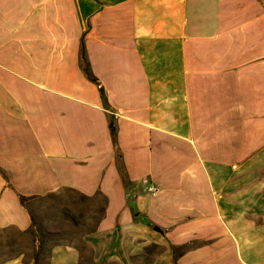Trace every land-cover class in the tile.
<instances>
[{
  "label": "crops",
  "instance_id": "obj_1",
  "mask_svg": "<svg viewBox=\"0 0 264 264\" xmlns=\"http://www.w3.org/2000/svg\"><path fill=\"white\" fill-rule=\"evenodd\" d=\"M66 190L96 264H264V0H0V231Z\"/></svg>",
  "mask_w": 264,
  "mask_h": 264
},
{
  "label": "rangeland",
  "instance_id": "obj_2",
  "mask_svg": "<svg viewBox=\"0 0 264 264\" xmlns=\"http://www.w3.org/2000/svg\"><path fill=\"white\" fill-rule=\"evenodd\" d=\"M26 206L34 218V234L0 231V262L14 256L45 262L53 244L72 242L81 249V264H96L87 236L96 229L102 216L105 207L103 198L89 199L66 190L30 200ZM35 237L41 242L39 249H36ZM134 264L147 263L139 259Z\"/></svg>",
  "mask_w": 264,
  "mask_h": 264
},
{
  "label": "trees",
  "instance_id": "obj_3",
  "mask_svg": "<svg viewBox=\"0 0 264 264\" xmlns=\"http://www.w3.org/2000/svg\"><path fill=\"white\" fill-rule=\"evenodd\" d=\"M82 59H83L82 67H83V70H84L86 76L88 77V79H90L92 82H94L99 87V90H100L102 99L104 101V104L106 105V107H109V105L107 103V97H106L105 89L100 84L98 79L96 77H94V75L92 74V72L90 70V66H89V63H88L87 58H86L84 46H82ZM110 129H111L113 139L115 140L116 127H115L113 120L110 122ZM22 201L25 202V199L22 198Z\"/></svg>",
  "mask_w": 264,
  "mask_h": 264
},
{
  "label": "built area",
  "instance_id": "obj_4",
  "mask_svg": "<svg viewBox=\"0 0 264 264\" xmlns=\"http://www.w3.org/2000/svg\"><path fill=\"white\" fill-rule=\"evenodd\" d=\"M148 191L151 193H154V192H156V188H154L153 186H149Z\"/></svg>",
  "mask_w": 264,
  "mask_h": 264
}]
</instances>
